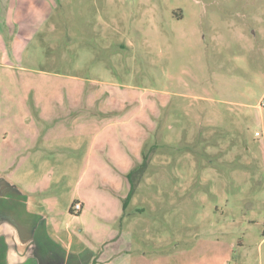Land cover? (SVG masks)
<instances>
[{
    "label": "rangeland",
    "instance_id": "obj_1",
    "mask_svg": "<svg viewBox=\"0 0 264 264\" xmlns=\"http://www.w3.org/2000/svg\"><path fill=\"white\" fill-rule=\"evenodd\" d=\"M47 4L0 20V258L264 264V0Z\"/></svg>",
    "mask_w": 264,
    "mask_h": 264
},
{
    "label": "crops",
    "instance_id": "obj_2",
    "mask_svg": "<svg viewBox=\"0 0 264 264\" xmlns=\"http://www.w3.org/2000/svg\"><path fill=\"white\" fill-rule=\"evenodd\" d=\"M27 0H0V20L5 21L7 19L11 21L19 20L20 18L26 17L31 18L33 13H31L29 8H22L20 4L25 3ZM40 3H52L55 0H34ZM48 5V4H47ZM48 7V6H47ZM49 8V7H48ZM125 177V175H123ZM122 178V177H120ZM121 180V179H120ZM125 183L124 180L117 183L116 188L113 190L114 193L120 190H124ZM78 202L83 204V209L85 208L87 202L84 199H79ZM18 223L20 222H9L4 223V225L0 224V234L4 235H12L16 232L12 229L18 227ZM7 226V229L5 228ZM23 227L27 226V222L23 223ZM20 227V226H19ZM7 230V231H6ZM11 230V232H10ZM7 232V233H6ZM62 255L57 254L56 252H36V251H27V252H19V253H6L5 256L1 257L0 264H62L61 263ZM66 264V263H64Z\"/></svg>",
    "mask_w": 264,
    "mask_h": 264
},
{
    "label": "trees",
    "instance_id": "obj_3",
    "mask_svg": "<svg viewBox=\"0 0 264 264\" xmlns=\"http://www.w3.org/2000/svg\"><path fill=\"white\" fill-rule=\"evenodd\" d=\"M141 170V169H140ZM139 171V168H134L127 176L126 178L129 180L130 184L132 185V189H131V192L129 193L128 197L124 200V210L127 209L130 201H131V198H132V195L134 193V177L136 175V173Z\"/></svg>",
    "mask_w": 264,
    "mask_h": 264
},
{
    "label": "built area",
    "instance_id": "obj_4",
    "mask_svg": "<svg viewBox=\"0 0 264 264\" xmlns=\"http://www.w3.org/2000/svg\"><path fill=\"white\" fill-rule=\"evenodd\" d=\"M72 210L75 212V213H79L83 210V204L81 202H75L73 207H72Z\"/></svg>",
    "mask_w": 264,
    "mask_h": 264
}]
</instances>
